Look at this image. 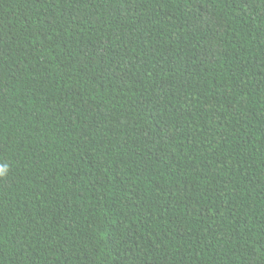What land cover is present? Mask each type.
<instances>
[{"label": "trees", "instance_id": "obj_1", "mask_svg": "<svg viewBox=\"0 0 264 264\" xmlns=\"http://www.w3.org/2000/svg\"><path fill=\"white\" fill-rule=\"evenodd\" d=\"M0 264H264V0H0Z\"/></svg>", "mask_w": 264, "mask_h": 264}, {"label": "clouds", "instance_id": "obj_2", "mask_svg": "<svg viewBox=\"0 0 264 264\" xmlns=\"http://www.w3.org/2000/svg\"><path fill=\"white\" fill-rule=\"evenodd\" d=\"M4 173H3V171H0V176H2Z\"/></svg>", "mask_w": 264, "mask_h": 264}]
</instances>
